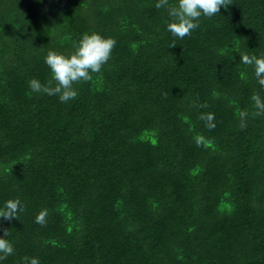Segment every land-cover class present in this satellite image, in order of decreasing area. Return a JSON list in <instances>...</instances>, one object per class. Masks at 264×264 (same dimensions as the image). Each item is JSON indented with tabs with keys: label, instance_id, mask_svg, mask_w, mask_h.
Wrapping results in <instances>:
<instances>
[{
	"label": "trees",
	"instance_id": "trees-1",
	"mask_svg": "<svg viewBox=\"0 0 264 264\" xmlns=\"http://www.w3.org/2000/svg\"><path fill=\"white\" fill-rule=\"evenodd\" d=\"M156 2L0 0V207L23 206L0 264H264V88L239 62L264 55V0L184 38ZM86 32L115 40L101 70L67 102L33 92Z\"/></svg>",
	"mask_w": 264,
	"mask_h": 264
},
{
	"label": "clouds",
	"instance_id": "clouds-1",
	"mask_svg": "<svg viewBox=\"0 0 264 264\" xmlns=\"http://www.w3.org/2000/svg\"><path fill=\"white\" fill-rule=\"evenodd\" d=\"M157 9L167 7L169 17L166 23V30L174 37L184 38L196 29L198 18L203 15L211 17L220 12L221 7H225V0H176L175 4L169 5V0H157L154 5ZM115 45V40L111 37L103 36L97 32L83 33L74 44V51L65 55L55 51H49L44 56V63L50 70V81L42 85L38 79L29 80L30 89L36 93H44L49 96H57L60 102H67L77 95L74 83L78 81H88L92 73H98L105 64ZM239 62L243 65H251L258 84L264 88V55L239 54ZM255 106L264 111V103L257 95L252 96ZM245 114L241 113V117ZM205 120L206 127H215L212 114L201 116ZM243 127V124L241 125ZM196 143H200L197 138ZM23 206L18 198L4 201L0 207V218L11 220L16 217L18 211H22ZM46 210L40 211L35 216L37 224L45 222ZM13 245L10 241L0 237V259L13 253ZM27 264H40L37 257L25 258Z\"/></svg>",
	"mask_w": 264,
	"mask_h": 264
}]
</instances>
